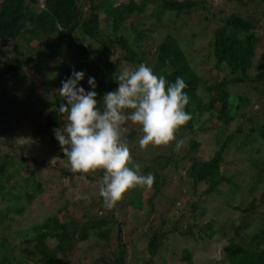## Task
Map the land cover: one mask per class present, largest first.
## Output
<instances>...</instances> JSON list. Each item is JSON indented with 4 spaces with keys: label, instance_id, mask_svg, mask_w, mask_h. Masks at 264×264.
<instances>
[{
    "label": "trees",
    "instance_id": "1",
    "mask_svg": "<svg viewBox=\"0 0 264 264\" xmlns=\"http://www.w3.org/2000/svg\"><path fill=\"white\" fill-rule=\"evenodd\" d=\"M228 1L238 6L256 2L264 5V0ZM211 8L212 5L207 3V0H126L122 2V6L115 5L114 0H0V41H17L20 43L18 44L20 48L25 47L23 51L16 53L19 57L0 61V82L7 75H11V83L14 84L26 79L24 74L17 72L28 59L32 58L35 48L34 43L32 46L30 43L37 40V34L47 37V45L50 44V48H54L52 57L62 56L71 48L68 54L72 56L76 65L84 63L82 71L85 80L81 85L84 88L90 87L87 80L94 75L88 68L98 66L97 74L100 81L109 75L110 70L116 69L123 62L128 65L129 70L144 63L153 67L154 73L163 75L169 82H174L178 76L182 77L187 84L184 91L190 97L185 111L191 114V119L181 126L176 134L181 132L182 137L184 131L191 133L205 113L212 116L221 129L231 123L234 124L233 130L223 136L207 159L198 155L197 141L192 136L189 138L178 154L179 160L185 161L183 167L186 180L190 182L193 190L202 184L204 189L201 194L205 197L212 194L219 196L227 194L226 197L231 198L236 193V186L231 178L220 170L226 149H241L252 143L254 139L264 142V119H254L253 116L245 115L241 108L249 103V96L235 90L238 85L258 82L264 77V69L254 74L250 73L253 65H264V27L236 12L231 11L226 14L224 9L218 10L217 17ZM196 11L199 14L196 16L195 25L199 26L211 18L216 23L209 40L204 48H201L204 53L198 57V60L207 62L211 58L216 69L222 70L225 66L230 72L229 78L221 77L212 84H208L203 77L197 75L190 65L188 53H185L178 44L185 21ZM101 16L109 18L103 29L99 26ZM133 16L147 17L152 20L153 26L163 29V38L153 46L152 64L145 58L142 46V42L149 39V29H140L139 22H127V19ZM126 31L132 35L131 42L125 35ZM189 36L191 43L199 37L196 31L191 32ZM62 39L65 41L63 42ZM39 43L37 40L36 44ZM2 53L5 51L0 48V55ZM39 55L41 54L36 53L34 56ZM239 71L240 75H237L236 72ZM199 87L203 90L200 96L196 94V89ZM12 96L9 89L0 88V114L13 104ZM61 103L64 101L61 100L58 92L54 93L51 99H44L41 102V110L44 113L36 133L46 136L47 140L52 142H58L53 129L60 128L63 131L67 123V113L63 115L58 113ZM135 133L130 131L126 137ZM220 134L222 131H219L215 137L218 139ZM11 138L12 135H9L7 141H2L1 144L5 146L4 149H0V264H79L80 255L92 250H95L98 256L88 264H152L154 255L169 233L177 231L178 234L193 239H201L205 234V232L195 234L193 230L195 222L188 223L182 230L177 218L172 221L167 220L169 226H165L164 218H159L157 224L147 222L144 226L148 231L144 248L146 257L139 263L130 261L127 258L125 242L120 239V225H116V218L112 214L114 207L104 208L102 198L99 196L102 170L98 169L88 175L72 173L65 162L64 165L57 166L55 161L54 164L49 165L44 160H36L33 156L19 152L20 145L11 147ZM172 155L174 152L170 149L167 155L156 154L151 159L150 165L147 162L141 163V173L144 175L152 173L155 177L152 187L148 189L150 199L160 194V187L167 182L169 176L165 171H156L151 164L155 162L154 160H164L160 168L172 167L171 170L175 175L178 166L177 162L172 160ZM58 157H63V153H58ZM130 162L133 165L139 161ZM67 163L69 164V161ZM250 165L260 185V194L257 198L252 197L242 209L246 213L264 206V162L259 163L251 158ZM44 166H51L56 170L59 173V181L65 178L71 181L74 176L93 181L97 188L96 199L91 197L85 209L84 200L78 199L80 215L77 219L73 217L65 221L61 218V214L67 212V202H65L54 208L53 212L46 213L40 221H31L27 226L17 228L15 225L17 217L22 216L25 207L30 205L32 197L44 190L40 176ZM24 167L30 169L27 174H21ZM80 184L81 189L87 192L83 179ZM16 185L22 187L23 195H27L24 201L17 202L12 194ZM143 188H139V195ZM133 190L134 188L129 189L125 201L121 199L117 202L121 205V209H125L124 213L135 200L131 195L135 192ZM175 202V199L171 198L170 206ZM97 204H100V210L107 213L98 215L91 212L90 210ZM191 206L195 208L196 204L193 202ZM164 210L168 211L170 207ZM199 210L200 214L204 211L203 207ZM203 227L212 232L209 230L211 229L209 223ZM113 228L116 233L113 240L115 247L112 248L113 243L109 242L110 233L107 241H104V238ZM260 232L264 234V231ZM257 237L258 234L252 235L254 239ZM107 242L109 244L105 246ZM178 256L180 263L192 264L191 253L187 247L182 246ZM224 256L228 264H264V243L262 247L255 249L229 240L224 246Z\"/></svg>",
    "mask_w": 264,
    "mask_h": 264
},
{
    "label": "rangeland",
    "instance_id": "2",
    "mask_svg": "<svg viewBox=\"0 0 264 264\" xmlns=\"http://www.w3.org/2000/svg\"><path fill=\"white\" fill-rule=\"evenodd\" d=\"M125 1L126 0H114V4L122 6V2ZM207 3L212 5L211 10L217 17L219 16L218 10L224 9L226 14L231 11L236 12L244 18L255 20L254 22L262 24V27H264V5L261 3H251L246 6H238L235 5L234 2L228 0H207ZM198 14L199 12L197 11L193 12V14H190L189 19L185 21L186 23L183 25L184 28L181 29L178 44L185 53H188L190 65H192L197 75L203 77L208 84H212L221 77L229 78L230 72L225 66L222 67V70L216 69L213 66L214 60L211 58H209L207 62L198 60V57L204 53L201 51V48H204V45L209 40L212 29L216 26L213 18L199 26L195 25L196 16ZM108 20L109 18L101 16V23L99 24L101 29L104 28ZM127 22H139L140 29H149V39L142 42V46L145 51V58L152 64L154 62L152 53L153 46L163 38V29L153 26L152 20L147 17L133 16L132 18H128ZM202 28L203 30H201ZM193 31H196L199 37L191 43L189 34ZM125 35L131 42L132 35L128 31L125 32ZM46 38V36L42 37L37 34V40L40 43L36 44L37 40H33L30 43V46L34 43L33 47L35 48V51L32 53V58L28 59L24 66L17 72L24 74L26 76L25 80L14 84L11 83V75H7L3 77V80L0 82V88L9 89L13 94V104L0 114V149H4L3 147L5 146L2 145L1 142L4 140L7 141L9 135H12L11 147L20 145L21 147L18 151L24 155L33 156L36 160H44L48 162L49 165L54 164L55 161H57V166L64 165L65 162L68 169L71 170L70 163H67L68 158L64 156V154L63 157H58V153H62L59 143L47 140L46 136H40L36 133V128L39 127L42 122L44 113L41 110L42 100L51 99L54 93H59L61 82L71 76L73 69L82 71L84 63L76 65L72 56L70 57L68 54L71 48L67 49L62 56L52 57L54 48H50V44L47 45ZM53 40H55V38H53ZM62 41L64 42L65 39H62ZM18 44L20 43L17 41H0V48L5 51V53L0 55V61H8L10 57L15 58L18 55L16 54L18 51H23L25 49V47L24 49H22V47L20 48ZM72 46L71 43V47ZM36 53L41 55L34 56ZM125 69H129V67L123 62L116 69L110 70L109 75L99 81V74H97L99 70L98 66L88 68V70L94 74L92 77L95 78L96 88L94 90L98 94L96 97L98 101H101L106 91L115 90L118 86L115 78ZM263 69L264 65H253L250 73L254 74ZM236 74L240 75V71L236 72ZM84 80L85 78L79 82V86L82 85ZM88 89L93 90L91 86L85 88L86 91H88ZM235 90L240 94L242 93L249 96V103L241 108L242 112L245 115L253 116L254 119H264V77L258 82L238 85L235 87ZM196 94L199 96L202 95L203 90L200 87L197 88ZM234 97L235 96H233V98ZM125 111L127 113L131 112V110ZM66 121L68 123L67 116ZM197 123L191 133L184 131L182 137L181 132L176 134L177 139L182 138L184 141L183 146L179 149L175 148L174 143H176V141L170 143L174 144L173 146H156L150 144L147 148L141 149L139 147V139L143 133L140 132V126L128 120L121 127V139L127 141L132 156L131 161H139L137 164L140 165L142 162H147V164L150 165L151 159L154 158L156 154L162 153L167 155L170 149H172V152H174L172 160L177 162L176 165L178 166L175 175H173L174 172L171 170L172 167L165 166L160 168L164 160H154L155 162L151 165L156 168V171H165L167 175L169 174L168 179H166L167 182L160 187V194L150 199L148 188L144 187L139 195V188L141 186H137L133 190L135 192L131 193L135 199L133 200V205L127 207L125 213V209L120 208L121 205L116 204L114 206L112 214L116 218V225H120V239L125 242L127 258L130 261H138L137 263H139V261L145 259L146 252L144 248L146 234H148V231L144 227L145 223L152 222L157 224L159 218H164L165 226H169L167 220L172 221L177 218V223L182 230L186 228L188 223L195 222V227L193 228L195 234L197 232H199L197 234L204 232L205 234L201 239H193L190 236H185L181 233L178 234L177 231L169 233L154 255L152 264H187L186 262L180 263L178 259L182 246L189 249L192 264H228L224 256V246L229 240L255 249L262 247L264 243V234L260 232L264 231V221H262L264 206L249 213L242 210L252 197L257 198L260 194V185L255 177L254 169L250 165V159L254 158L259 163L264 162V142L254 139L252 143L241 149H226L224 160L220 165V170L231 178L236 186V193L231 198L226 197L227 194H222L220 196L212 194L205 197L204 194H201L204 189L202 184H199L195 187V190H193L190 182H187L183 167L185 161L179 160L178 154L192 136L198 143V155L200 154L203 159H207L216 145L221 142L223 136L229 134L233 130L234 124L231 123L227 127L221 129L219 123L207 113L202 115L200 121ZM130 131L136 133L126 137V134ZM219 131H222V134H220L217 139L215 136ZM128 166L131 167L132 163L129 162ZM28 170L30 169L24 167L21 174H27ZM92 173L93 172H89L87 174L89 175ZM40 176L44 185V190L39 195L32 197L33 199H31L30 205L25 207L22 216L17 217L15 223L17 228L25 227L30 224L31 221H40L46 213L53 212L54 208H58L65 202H67V214H61V218L65 221L73 217L77 219L80 215L77 202L78 199L84 200L83 208L85 209L88 207L91 197H96L97 188L92 183L93 181H86L82 178L84 186L88 190L86 192L84 189H81V178L74 176L71 181H68L66 178L59 181V173L51 168V166H44L40 172ZM250 188L251 190H249ZM128 192L129 190L123 195L122 199L124 201L126 200L125 198ZM22 193V187L16 185L12 194L17 202L26 199L27 195H23ZM171 198H174L176 201L172 206H170L169 203ZM193 202L196 204L195 208L191 206ZM227 203L230 205H227ZM163 207H167V209L170 207V210L165 211ZM201 207L204 209L202 214L199 213ZM90 211L98 215L107 213L100 210V204H97ZM207 223L210 224L211 229L209 230L212 232H209L206 227H203ZM115 233L116 231L113 228L112 231L108 232L105 236L104 241L109 239V242L111 241L113 243ZM253 234H258V237L256 239L252 238ZM106 244L105 246H108L109 243L107 242ZM113 247H115V243L112 244V248ZM96 256L98 255L95 250L82 253L80 255L79 264H88L89 261H93Z\"/></svg>",
    "mask_w": 264,
    "mask_h": 264
},
{
    "label": "clouds",
    "instance_id": "3",
    "mask_svg": "<svg viewBox=\"0 0 264 264\" xmlns=\"http://www.w3.org/2000/svg\"><path fill=\"white\" fill-rule=\"evenodd\" d=\"M84 75L73 69L71 76L61 82L59 95L64 103L58 113H67L68 123L63 131L58 128L53 132L72 173L103 170L99 196L103 207L112 209L126 191L137 186L150 189L155 180L154 174L141 173L140 164L128 166L132 156L127 141L121 139L122 125L130 120L140 126L141 149L172 141L179 149L184 141L177 139L176 131L191 119L185 111L190 97L184 91L187 84L182 77L169 82L144 63L122 70L115 78L118 86L106 91L101 101L96 99L94 77L87 80L93 90L79 86Z\"/></svg>",
    "mask_w": 264,
    "mask_h": 264
}]
</instances>
